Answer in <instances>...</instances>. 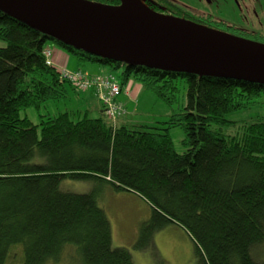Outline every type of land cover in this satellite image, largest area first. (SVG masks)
Masks as SVG:
<instances>
[{"label": "trees", "instance_id": "trees-1", "mask_svg": "<svg viewBox=\"0 0 264 264\" xmlns=\"http://www.w3.org/2000/svg\"><path fill=\"white\" fill-rule=\"evenodd\" d=\"M140 1L152 11L264 43V34L198 16L171 0ZM0 40V264L16 243L23 245L24 264H134L126 247L112 246L111 223L96 192L62 190L63 179L92 180L140 196L151 209L142 234L178 224L195 245V264H264L252 256L264 244V119L226 118L253 106L264 85L113 61L47 37L2 11ZM47 42L79 67L121 69L119 76L107 73L118 79L120 91L137 82L171 108L182 79L185 104L153 126L120 124L126 111L113 120L103 108L94 118L87 111L40 114L35 124L19 112L65 98L67 86L80 90L46 63ZM223 125L236 126L235 134L224 133ZM175 126L184 132L183 152L174 149L168 132Z\"/></svg>", "mask_w": 264, "mask_h": 264}, {"label": "water", "instance_id": "water-1", "mask_svg": "<svg viewBox=\"0 0 264 264\" xmlns=\"http://www.w3.org/2000/svg\"><path fill=\"white\" fill-rule=\"evenodd\" d=\"M90 0H0V11L72 47L128 65L264 85V43L148 8Z\"/></svg>", "mask_w": 264, "mask_h": 264}, {"label": "rangeland", "instance_id": "rangeland-1", "mask_svg": "<svg viewBox=\"0 0 264 264\" xmlns=\"http://www.w3.org/2000/svg\"><path fill=\"white\" fill-rule=\"evenodd\" d=\"M135 1V0H130ZM182 6L186 11L199 15H210L211 20L231 25L235 28L247 31L249 33L264 34V0H171ZM260 41L258 37H254ZM4 42L0 40V46ZM55 45L47 42L45 48H52ZM56 47V46H55ZM59 49V47H56ZM50 50V49H49ZM62 50V49H61ZM65 52V51H64ZM66 53V52H65ZM69 63L73 62L71 68L56 67L59 71L69 72L80 70L83 74L92 64L85 63L80 69L76 66L74 57L68 53ZM109 72L119 76L121 69H110L102 66ZM176 92L177 102L171 107L165 105L157 99V106L148 103L142 106L140 111L136 112L131 108L127 119V124L131 127L153 126L158 122L165 121L172 109L177 112L185 104L186 84L182 79L177 83ZM87 90H71L67 86V95L65 98L56 101H46L39 108L29 107L19 112L20 117H28L33 123H39V115H55L62 112L80 114L87 111V116L94 118L100 115L98 108L91 109L86 103ZM149 95L155 97L151 92ZM156 98V97H155ZM119 102V101H118ZM120 103V102H119ZM97 104V103H96ZM124 110L125 107L120 103ZM98 105V104H97ZM168 113V114H164ZM229 120H251L264 119V93L256 100L253 106L241 109L240 111L230 112L226 115ZM223 132L226 134H235L236 126L223 125ZM169 135L173 142L174 149L177 152H183L185 146L181 141L184 138L183 130L178 127H171ZM62 190L74 193L96 192V199L110 220L113 233V247H126L133 256L136 264H195L197 254L195 245L190 236L176 223H168L163 228L154 230L151 233H143L142 224L151 217V209L148 203L140 196L130 191H117L108 184H99L92 180L79 181L63 179L60 182ZM10 258H6L5 264H24L23 245L21 243L13 244L10 247ZM254 259L264 261V244L254 248L252 251Z\"/></svg>", "mask_w": 264, "mask_h": 264}, {"label": "crops", "instance_id": "crops-1", "mask_svg": "<svg viewBox=\"0 0 264 264\" xmlns=\"http://www.w3.org/2000/svg\"><path fill=\"white\" fill-rule=\"evenodd\" d=\"M56 46V45H55ZM48 48L50 49V55H49V60L51 61V64L55 67L62 66L63 68H71L73 66V62L69 63L68 57L69 55L64 52V50H61L60 48L56 47ZM75 60V59H74ZM76 63V60H75ZM78 69V65L76 63V66ZM80 69H84L83 72L86 73L89 76H101V75H106L109 73V70H106L105 68L101 67L100 65L97 64H92L90 68L87 70L84 67H79ZM148 92L144 90V88L137 82L130 81L128 82L125 86H122L120 93L116 96V100L119 101L120 103L123 104V106L126 109V113L124 116L118 119V123L120 124H127L130 122L129 119H127L126 116H128V113H131V108L133 107V110L138 112L140 111L142 106H146L148 103H152L153 106H157V99L149 94ZM86 94V103L89 104L91 109L98 108L99 113H102V107L100 106L95 94L94 90L89 89L85 92ZM98 105H97V104ZM168 114V113H164ZM238 120V119H237ZM113 241V238H112ZM132 260L135 263V260Z\"/></svg>", "mask_w": 264, "mask_h": 264}, {"label": "built area", "instance_id": "built-area-1", "mask_svg": "<svg viewBox=\"0 0 264 264\" xmlns=\"http://www.w3.org/2000/svg\"><path fill=\"white\" fill-rule=\"evenodd\" d=\"M43 54L46 58V63L51 64V61L49 60L50 50L45 48ZM60 77L68 80L74 87L80 90L93 88L106 116L109 119L114 120L117 116L124 114V108L115 99L120 92V84L113 74L91 78L83 74L80 70L73 72L60 70Z\"/></svg>", "mask_w": 264, "mask_h": 264}, {"label": "bare ground", "instance_id": "bare-ground-1", "mask_svg": "<svg viewBox=\"0 0 264 264\" xmlns=\"http://www.w3.org/2000/svg\"><path fill=\"white\" fill-rule=\"evenodd\" d=\"M122 2L120 11L125 14H136L145 8L140 0H122Z\"/></svg>", "mask_w": 264, "mask_h": 264}, {"label": "flooded vegetation", "instance_id": "flooded-vegetation-1", "mask_svg": "<svg viewBox=\"0 0 264 264\" xmlns=\"http://www.w3.org/2000/svg\"><path fill=\"white\" fill-rule=\"evenodd\" d=\"M179 5V4H178ZM180 6V5H179Z\"/></svg>", "mask_w": 264, "mask_h": 264}]
</instances>
